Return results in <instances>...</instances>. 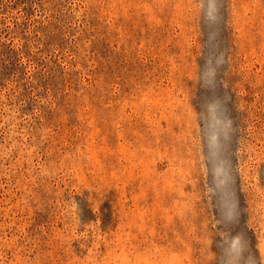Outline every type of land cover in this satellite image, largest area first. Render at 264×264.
<instances>
[{"label":"rangeland","instance_id":"obj_1","mask_svg":"<svg viewBox=\"0 0 264 264\" xmlns=\"http://www.w3.org/2000/svg\"><path fill=\"white\" fill-rule=\"evenodd\" d=\"M0 264H264V0H0Z\"/></svg>","mask_w":264,"mask_h":264}]
</instances>
